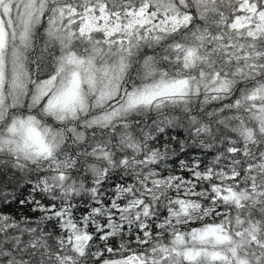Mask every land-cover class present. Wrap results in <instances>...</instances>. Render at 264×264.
<instances>
[{"label": "snow or ice", "instance_id": "obj_1", "mask_svg": "<svg viewBox=\"0 0 264 264\" xmlns=\"http://www.w3.org/2000/svg\"><path fill=\"white\" fill-rule=\"evenodd\" d=\"M0 264H264V0H0Z\"/></svg>", "mask_w": 264, "mask_h": 264}]
</instances>
